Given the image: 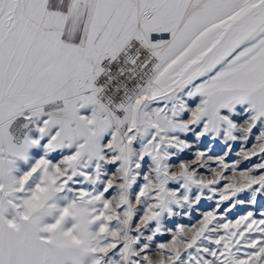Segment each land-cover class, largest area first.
Here are the masks:
<instances>
[{
    "label": "snow or ice",
    "instance_id": "obj_1",
    "mask_svg": "<svg viewBox=\"0 0 264 264\" xmlns=\"http://www.w3.org/2000/svg\"><path fill=\"white\" fill-rule=\"evenodd\" d=\"M0 264H264V0H0Z\"/></svg>",
    "mask_w": 264,
    "mask_h": 264
}]
</instances>
